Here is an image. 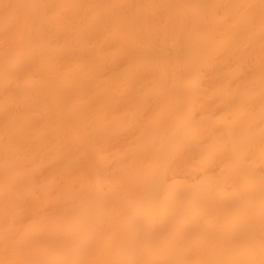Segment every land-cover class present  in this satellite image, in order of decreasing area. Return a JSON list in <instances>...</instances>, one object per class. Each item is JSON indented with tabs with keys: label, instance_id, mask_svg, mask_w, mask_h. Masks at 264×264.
<instances>
[{
	"label": "bare ground",
	"instance_id": "6f19581e",
	"mask_svg": "<svg viewBox=\"0 0 264 264\" xmlns=\"http://www.w3.org/2000/svg\"><path fill=\"white\" fill-rule=\"evenodd\" d=\"M0 264H264V0H0Z\"/></svg>",
	"mask_w": 264,
	"mask_h": 264
}]
</instances>
